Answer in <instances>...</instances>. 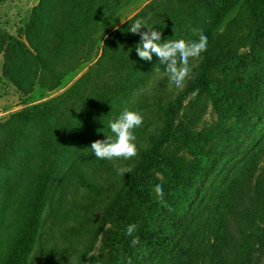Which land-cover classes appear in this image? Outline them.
<instances>
[{"label": "trees", "instance_id": "16d2710c", "mask_svg": "<svg viewBox=\"0 0 264 264\" xmlns=\"http://www.w3.org/2000/svg\"><path fill=\"white\" fill-rule=\"evenodd\" d=\"M105 1L40 0L23 31L25 43L0 30L5 77L23 96L36 85L58 88L95 53L96 22L106 11L97 3ZM204 5L209 19L197 33L207 37V50L190 61L183 89L168 74L147 92H140L144 79L130 92L112 89L110 72L121 67L137 19L153 28ZM247 45L264 54V0H152L104 37L93 64L64 92L1 120L0 168L16 171L11 158L24 150L29 124L40 127L41 150L20 162L0 196V264H27L38 239L40 211L52 198L51 178L62 157L56 141L62 119L78 111L99 115L100 104L114 101L132 103L129 110L144 117L135 129L138 155L97 159L93 141L67 164L58 206L49 207L56 238L78 247L63 264H262L264 56L259 62L242 54ZM17 53L28 57L24 68H13ZM154 66L167 73L159 61ZM209 106L218 118L200 128ZM119 168L132 171L121 175ZM158 184L163 201L154 191ZM131 224L137 227L129 236ZM136 236L140 243L132 246Z\"/></svg>", "mask_w": 264, "mask_h": 264}, {"label": "rangeland", "instance_id": "374dc122", "mask_svg": "<svg viewBox=\"0 0 264 264\" xmlns=\"http://www.w3.org/2000/svg\"><path fill=\"white\" fill-rule=\"evenodd\" d=\"M151 1L114 0L113 5L104 14L98 15L96 23L100 27V31L97 35L98 41L95 53H93L91 60L87 63H81L76 69L69 72L61 81L60 86L54 90L40 88L36 85L29 95L23 96L3 74L4 54L0 53V121L23 107L56 97L64 92L93 64L96 54L102 49L104 37L132 18ZM39 2L40 0H0V30L8 36L25 43L23 31L29 20L31 11ZM208 19L209 7L204 5L190 13L179 12L173 20L162 22L153 28L162 33L161 42L177 39L193 41L195 37L193 30L202 28ZM141 31H147V29L142 28ZM139 41V35L129 40L124 47L125 54L123 55L122 64L120 63L121 67L110 72L113 75L108 80V83L113 90L116 89L120 93L123 91L130 92L140 79H144L147 80V85L143 88L140 87V92H147L151 90L159 78L167 76V73L155 68V63L159 61L155 54H153L151 62L143 61L138 57L135 48ZM242 54L250 55L254 61L259 62H261L264 56L262 52L253 50L249 45L243 49ZM13 60V68L19 67L17 69H21L25 67L24 65L28 64L27 55L22 53L15 54ZM151 67H153V70ZM131 101L133 102V99ZM131 104L130 102L118 103L117 101L102 103L98 108V111H100L99 115L91 117L89 113L83 115L81 111H78L72 112L62 119V124L56 138L62 157L59 167L56 169L58 172L51 178V180L54 179L50 188L52 198L46 199L39 215L38 239L40 238L41 243H38L37 237L32 242L30 249L26 253L27 264H63L66 260L73 257L72 249H78V247L73 242L70 243L69 241L56 238V234L53 231L55 220L54 216L49 213V207L54 211L58 206V197L60 196L64 177L66 176L65 173H67L69 168L67 164H69L70 160L79 156L82 153V149L90 142L104 139L111 132L109 123L115 121L125 109L129 110ZM217 118V110L209 106L202 116L203 124L199 123L201 125L200 128L204 123L210 124L215 122ZM40 138V127L36 124H29L26 136L22 141L24 150L17 151L12 155L11 167L17 165L18 169L21 161L28 159L30 155L38 153L41 150ZM17 169L15 172H12L11 170L0 168V196L12 186L18 175L19 170ZM233 227H235V224L231 223L232 234L236 235L235 228ZM53 242H58L56 250L53 249ZM44 249L47 250L45 251ZM259 260L264 264V257H259Z\"/></svg>", "mask_w": 264, "mask_h": 264}, {"label": "clouds", "instance_id": "9594fccd", "mask_svg": "<svg viewBox=\"0 0 264 264\" xmlns=\"http://www.w3.org/2000/svg\"><path fill=\"white\" fill-rule=\"evenodd\" d=\"M146 28L147 31H141ZM132 34L139 35L140 41L136 45L135 51L138 57L147 62H151L153 54L159 62L166 66L169 82L177 89H183L190 77V61L198 59L207 50V37L202 31L198 35V40L186 41L185 39L166 40L161 42L162 33L147 25L144 19H137L129 30ZM144 117L138 111L125 109L120 116L109 123L112 136H107L104 140L94 141L90 149L97 159H107L109 161L123 158L125 160L138 155L136 144L135 129L143 124ZM131 168H119L118 173H131ZM155 194L160 201L164 200V191L161 185L154 188ZM171 211V209H169ZM136 225L131 224L127 227L126 233L131 236L136 231ZM140 243L139 237L132 239V246ZM131 264V260L128 261Z\"/></svg>", "mask_w": 264, "mask_h": 264}, {"label": "crops", "instance_id": "0c3cea01", "mask_svg": "<svg viewBox=\"0 0 264 264\" xmlns=\"http://www.w3.org/2000/svg\"><path fill=\"white\" fill-rule=\"evenodd\" d=\"M114 3V0H106L105 3H101L97 5L99 6L100 10H108L109 7H111Z\"/></svg>", "mask_w": 264, "mask_h": 264}]
</instances>
